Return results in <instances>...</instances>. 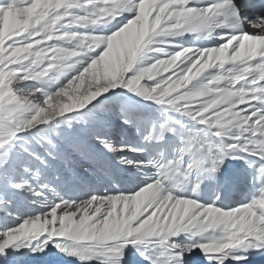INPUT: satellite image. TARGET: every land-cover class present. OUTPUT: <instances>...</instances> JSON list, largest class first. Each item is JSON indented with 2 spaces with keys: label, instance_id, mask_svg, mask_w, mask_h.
<instances>
[{
  "label": "snow or ice",
  "instance_id": "obj_1",
  "mask_svg": "<svg viewBox=\"0 0 264 264\" xmlns=\"http://www.w3.org/2000/svg\"><path fill=\"white\" fill-rule=\"evenodd\" d=\"M0 264H264V0H0Z\"/></svg>",
  "mask_w": 264,
  "mask_h": 264
}]
</instances>
